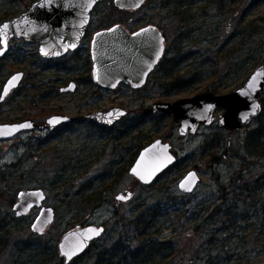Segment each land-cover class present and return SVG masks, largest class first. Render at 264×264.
<instances>
[{
  "label": "rangeland",
  "instance_id": "374dc122",
  "mask_svg": "<svg viewBox=\"0 0 264 264\" xmlns=\"http://www.w3.org/2000/svg\"><path fill=\"white\" fill-rule=\"evenodd\" d=\"M34 1L0 0V16L14 18ZM172 2L147 0L140 9L126 11L114 0H104L94 10L89 42L58 61L41 59L37 44L18 38L10 42L9 52L0 59V96L10 76L19 71L25 75L0 102V124L18 119L44 124L59 113L78 120L72 127L62 125L57 136L38 128L0 140V225L11 233L0 264H57V245L67 231L104 225L106 232L98 239L107 242L117 232V213L133 216L140 207L150 206L162 211L158 233L176 243L171 264H207L210 252L216 257L210 264H264V157L250 152L255 142H264L257 132L264 129V120L232 131L215 122L182 136L173 115L151 109L156 101L174 102L213 88L226 94L243 86L264 60L256 64L252 59L264 50V0H194L195 20L188 23L172 16ZM120 23L130 30L155 24L168 31L169 43L177 33L188 31L196 41L187 43V57L178 67L183 85L164 86L158 74L142 92L80 84V78H89L93 35ZM260 54L263 58L264 52ZM62 80H75L78 88L62 92ZM114 107L129 110L114 125V133L82 118ZM222 111L216 112L217 118ZM158 138L171 144L178 161L145 186L129 168L134 152ZM191 170L201 181L186 194L178 185ZM32 189L44 190L43 206L55 210V221L43 235L31 228L41 207L23 217L13 208L19 192ZM128 192H134L131 200H117ZM129 234L133 237V229Z\"/></svg>",
  "mask_w": 264,
  "mask_h": 264
},
{
  "label": "water",
  "instance_id": "95a60500",
  "mask_svg": "<svg viewBox=\"0 0 264 264\" xmlns=\"http://www.w3.org/2000/svg\"><path fill=\"white\" fill-rule=\"evenodd\" d=\"M102 1L104 0L34 1L24 13L0 24V58L9 51V43L15 38L32 44L37 43L39 54L45 59L63 57L78 50L90 25L92 11ZM114 1L118 9L127 11L138 10L146 2V0ZM91 44L94 82L111 90L121 83L132 88L145 86L147 77L159 65L166 52L165 36L155 24L129 32L120 23L96 32ZM23 78L24 72L19 71L7 79L0 96L1 102L21 85ZM75 87L76 84L73 82L63 91H74ZM263 96L264 60L237 90L226 94L209 91L167 103L156 101L151 109L153 113L173 115V121L179 126V134L182 136L197 133L201 126H210L215 121L226 130H241L262 114ZM220 109L223 112L216 120V112ZM128 113L127 108L114 107L110 110L93 111L86 117L100 125L112 126ZM46 121L51 130L61 123L72 122V117L62 114L51 115ZM36 126L37 122L30 119L0 124V140H9L18 136L20 132L29 131ZM177 160L170 143L158 138L140 151L129 169L130 174L143 185L149 186ZM200 181L198 172L191 170L183 177L178 187L184 193L191 194L197 189ZM17 197L18 202L13 208L17 217H23L34 207H43L47 195L42 189H32L22 190ZM132 197L133 192H128L127 197L123 194L118 195L124 202L131 200ZM55 217V210L44 206L31 225L32 231L38 235L45 234L54 223ZM104 233V225L93 224L67 231L57 245L59 256L66 263L73 261L84 254L91 243Z\"/></svg>",
  "mask_w": 264,
  "mask_h": 264
},
{
  "label": "trees",
  "instance_id": "16d2710c",
  "mask_svg": "<svg viewBox=\"0 0 264 264\" xmlns=\"http://www.w3.org/2000/svg\"><path fill=\"white\" fill-rule=\"evenodd\" d=\"M203 2L204 0H198ZM174 7L172 8L173 15L176 16L180 23H188L195 20V14L192 12V5L194 0H173ZM172 2V3H173ZM210 2V1H208ZM171 4V3H170ZM169 4V5H170ZM6 17L1 18L0 23L10 16L4 13ZM165 35L169 38V33L166 29ZM195 39L188 34V31H181L174 37L172 43H168L166 48V54L160 61V64L156 67L155 73L158 74V78L162 81L161 84L171 86H182L181 83L184 80V76L179 72V64L186 59L185 47L187 43L195 42ZM264 49V45L262 46ZM264 50H260L259 55L252 57L256 64L260 62ZM42 59V58H41ZM37 74H33L34 78ZM213 92H217V88H213ZM262 114L258 117V122L264 119V96L262 97ZM264 129H258L259 139L263 140ZM262 137V138H261ZM260 143V147H258ZM143 149V147H142ZM137 150L133 154V161L137 157L138 153L142 150ZM251 154H257L264 157V142H255L250 148ZM95 200V199H94ZM137 213L133 216H126L124 213H117L118 228L116 234L110 235L107 242L102 239L94 241L83 254L74 259L71 264H77L79 261H84L87 264H171L169 261L176 252L174 238L173 240L168 236L159 234V227L161 226L162 211L157 207H140ZM133 229V237H130L129 231ZM9 235L11 233L4 232L3 226L0 225V258L3 254V249L9 242ZM105 242V243H104ZM28 248L32 247L31 244H27ZM42 254V252H40ZM52 260L56 257V252L50 253ZM210 259L207 264L216 257H212V252L209 255ZM57 264H65L64 259H60ZM215 264H219L216 262Z\"/></svg>",
  "mask_w": 264,
  "mask_h": 264
},
{
  "label": "flooded vegetation",
  "instance_id": "af4514ba",
  "mask_svg": "<svg viewBox=\"0 0 264 264\" xmlns=\"http://www.w3.org/2000/svg\"><path fill=\"white\" fill-rule=\"evenodd\" d=\"M96 9V8H95ZM94 9V10H95ZM94 12V11H93ZM147 26V25H146ZM143 27V26H142ZM127 28V27H126ZM160 28V27H159ZM128 29V28H127ZM139 29H141V28H137V29H135V30H130V29H128L130 32H133V31H137V30H139ZM160 30H162L161 28H160ZM89 32H90V26L88 27V29L86 30V32H85V36H84V38L82 39V41H81V47L82 46H84V45H86V42H89V37L91 36V34H89ZM162 32L164 33V35H165V32H164V30H162ZM93 37H94V35H93ZM91 41H92V39H91ZM165 41H166V45H168V43H169V41H168V38H167V36L165 35ZM37 44V43H36ZM91 44V43H90ZM38 45V44H37ZM81 47H79V48H81ZM79 50V49H78ZM78 50H76V51H78ZM76 51H74V52H69V53H75ZM9 52V51H8ZM7 52V53H8ZM6 53V54H7ZM5 54V55H6ZM68 55L69 54H67V55H64L63 57H58V58H54V59H49V58H47V59H45V58H43V57H41L40 56V54H39V56L43 59V60H45V61H58V60H60V59H64V58H66V57H68ZM91 55V54H90ZM5 57V56H4ZM3 58V57H2ZM1 59V58H0ZM91 65H90V70H89V74H88V76H89V78H86L85 79V81H82L81 80V78L79 79V83L81 84V83H86V84H89V85H91V84H94L95 85V87H97V88H99V89H103V90H108V91H113V90H116V89H118V88H120V87H123V86H126V87H129L131 90H135V91H138V92H142V91H144L143 89H145V87H146V85H147V83L150 81V79L153 77V76H155L156 75V73H155V71H156V68L154 69V71H152L151 72V74L147 77V79H146V82L144 83L145 84V86H143V87H141V88H132L130 85H128V84H125V83H121V84H119L118 85V87L117 88H114L113 90H111V89H108V88H105V87H101V86H99V85H97L95 82H94V79H93V76H92V70H93V61H92V55H91ZM59 65V64H58ZM56 67H58V66H56ZM25 75V74H24ZM23 82V81H22ZM75 83L76 84V81L75 80H70L69 82H65V81H63L62 80V83H63V86H61L60 88V91H62V92H65V91H63L65 88H67V87H69L70 86V84L71 83ZM76 89L78 88L77 87V84H76V87H75ZM76 91V90H75ZM62 114V113H61ZM60 113H59V115H61ZM160 114V113H159ZM89 115V114H88ZM162 115V114H161ZM87 114L86 115H83L82 116V118L83 119H86V120H88V121H90V122H92V123H94V124H96V126L99 128V129H101L103 132L104 131H107V132H110V133H114V129H113V127H114V125L115 124H117L118 122H121V121H118V122H116L114 125H112V126H109V125H100V124H98L95 120H91V119H88L87 117ZM78 119H74L73 117H72V122H69V123H61V125H59L58 127H56V128H54V129H49L48 127H49V125L47 124V121H46V119H45V123L44 124H38L37 123V126L34 128V129H40V128H47L49 131H52L53 132V134H51V136H57L56 135V130H58L62 125H65L66 127H72V124H74L75 123V121H77ZM124 120V119H123ZM22 121H24V120H21V119H18L17 121H15L14 123H18V122H22ZM26 121V120H25ZM29 130H33V129H29ZM19 134H21V133H19ZM121 134L122 135H125L126 133L125 132H121ZM19 136V135H18ZM50 136V137H51ZM17 137V136H16ZM122 145H124L125 146V144H122ZM172 147V146H171ZM120 152L122 153L123 152V150H120ZM172 152L176 155V152L174 151V149H173V147H172ZM139 154V153H138ZM138 156V155H137ZM137 158V157H136ZM136 158H135V160L133 161V163H132V165L134 164V162L136 161ZM131 165V166H132ZM130 169V168H129ZM111 176H114V174H112ZM134 193V192H133ZM117 200H120L118 197H117Z\"/></svg>",
  "mask_w": 264,
  "mask_h": 264
},
{
  "label": "snow or ice",
  "instance_id": "6c2138e0",
  "mask_svg": "<svg viewBox=\"0 0 264 264\" xmlns=\"http://www.w3.org/2000/svg\"><path fill=\"white\" fill-rule=\"evenodd\" d=\"M5 27H7V26H5Z\"/></svg>",
  "mask_w": 264,
  "mask_h": 264
}]
</instances>
